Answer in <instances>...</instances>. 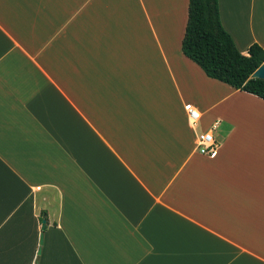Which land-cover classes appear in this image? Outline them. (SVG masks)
<instances>
[{
  "label": "crops",
  "instance_id": "1",
  "mask_svg": "<svg viewBox=\"0 0 264 264\" xmlns=\"http://www.w3.org/2000/svg\"><path fill=\"white\" fill-rule=\"evenodd\" d=\"M218 5L242 53L264 49V0ZM187 16L0 0V264H264V99L184 55Z\"/></svg>",
  "mask_w": 264,
  "mask_h": 264
},
{
  "label": "trees",
  "instance_id": "2",
  "mask_svg": "<svg viewBox=\"0 0 264 264\" xmlns=\"http://www.w3.org/2000/svg\"><path fill=\"white\" fill-rule=\"evenodd\" d=\"M181 50L210 78L264 99V80L252 73L264 63V49L253 42L242 53L222 25L218 0H188Z\"/></svg>",
  "mask_w": 264,
  "mask_h": 264
},
{
  "label": "built area",
  "instance_id": "3",
  "mask_svg": "<svg viewBox=\"0 0 264 264\" xmlns=\"http://www.w3.org/2000/svg\"><path fill=\"white\" fill-rule=\"evenodd\" d=\"M187 115L194 129L198 126L201 113L192 107L187 108ZM218 125V120H214L206 129L196 131V149L204 155H214L217 152L219 143L217 142L214 131Z\"/></svg>",
  "mask_w": 264,
  "mask_h": 264
},
{
  "label": "water",
  "instance_id": "4",
  "mask_svg": "<svg viewBox=\"0 0 264 264\" xmlns=\"http://www.w3.org/2000/svg\"><path fill=\"white\" fill-rule=\"evenodd\" d=\"M252 77H257L264 80V63H262L253 73ZM44 222V220H43ZM42 242V234L40 235V243Z\"/></svg>",
  "mask_w": 264,
  "mask_h": 264
}]
</instances>
